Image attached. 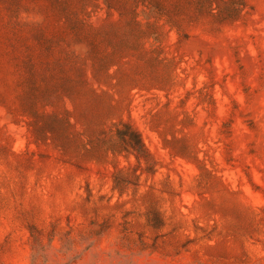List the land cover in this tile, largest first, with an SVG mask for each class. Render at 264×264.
<instances>
[{
  "label": "rangeland",
  "instance_id": "rangeland-1",
  "mask_svg": "<svg viewBox=\"0 0 264 264\" xmlns=\"http://www.w3.org/2000/svg\"><path fill=\"white\" fill-rule=\"evenodd\" d=\"M0 264H264V0H0Z\"/></svg>",
  "mask_w": 264,
  "mask_h": 264
},
{
  "label": "trees",
  "instance_id": "trees-1",
  "mask_svg": "<svg viewBox=\"0 0 264 264\" xmlns=\"http://www.w3.org/2000/svg\"><path fill=\"white\" fill-rule=\"evenodd\" d=\"M108 8H109V6H108ZM136 139V138H135ZM135 144H136V147H138L139 146V142H138V140H135V142H134ZM132 148H133V146H131ZM137 149V148H136Z\"/></svg>",
  "mask_w": 264,
  "mask_h": 264
}]
</instances>
